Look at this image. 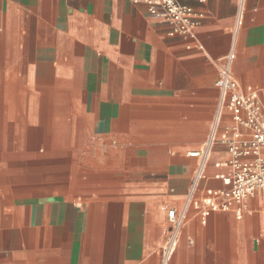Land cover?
I'll return each mask as SVG.
<instances>
[{
	"label": "crops",
	"instance_id": "obj_1",
	"mask_svg": "<svg viewBox=\"0 0 264 264\" xmlns=\"http://www.w3.org/2000/svg\"><path fill=\"white\" fill-rule=\"evenodd\" d=\"M188 3L204 13L194 35L169 34L145 0H0V151L34 164L0 173L22 198L4 208L0 264H264V189L203 225L228 152L216 144L195 189L189 154L221 109L225 54L264 97V0ZM170 207L184 223L164 262Z\"/></svg>",
	"mask_w": 264,
	"mask_h": 264
},
{
	"label": "built area",
	"instance_id": "obj_2",
	"mask_svg": "<svg viewBox=\"0 0 264 264\" xmlns=\"http://www.w3.org/2000/svg\"><path fill=\"white\" fill-rule=\"evenodd\" d=\"M150 12L163 15L171 23L169 34L194 35L195 28L204 16L195 11L188 0H145ZM204 3L206 0H197ZM234 51L222 57V65L216 80L221 91V109L225 106L232 113V120L220 129L221 109L213 123L212 130L203 147L191 151L199 163L193 178V189L207 176V166L212 152L221 142L228 152V158L217 161L216 167L224 170L215 173V178L223 183L220 187H207L197 202L200 221L207 224L210 216L217 211H230L236 204L235 212L241 217L244 201L264 189V97L249 88L245 90L234 77L232 64ZM170 232L163 247L164 262L176 250L178 235L184 223V213L177 208L168 209Z\"/></svg>",
	"mask_w": 264,
	"mask_h": 264
},
{
	"label": "rangeland",
	"instance_id": "obj_3",
	"mask_svg": "<svg viewBox=\"0 0 264 264\" xmlns=\"http://www.w3.org/2000/svg\"><path fill=\"white\" fill-rule=\"evenodd\" d=\"M17 142L18 141L16 139V136L13 135L11 132H9L6 135L5 146H3V147H5V149L8 150L9 152L18 151V146H16ZM27 163L21 162V161H15V160L14 161L5 162L3 160V157H2V152L0 151V173H2V174H6V172L14 174V172H15L14 166L17 165V164H19L21 167H23V169L24 168H29V166L34 168V164L32 165L30 163L29 164H27ZM15 167L17 168V166H15ZM35 170H33V171H35ZM27 171H25L24 173L28 174ZM21 182L22 181H20L19 183L16 182L14 184V186L12 187L13 190L14 189H21V188L24 187L23 185H25V186L29 185V186H27L25 188L26 190H34V189H36V185H37L36 178L31 177V179L28 180L27 182L26 181H24V183H21ZM7 189H8V191H7ZM9 191H11V188H9L7 186H4L3 182H2V179H0V220H3L5 218V213L7 211L4 208L9 207V206L12 205L13 202H15V201L18 202L19 200L22 199L21 198V194L16 193V192L14 194H12V192L10 193ZM18 195H19V197L21 199L17 198Z\"/></svg>",
	"mask_w": 264,
	"mask_h": 264
}]
</instances>
